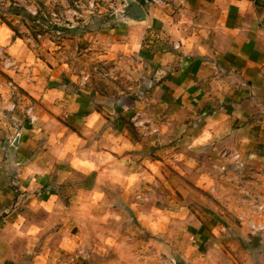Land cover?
<instances>
[{"label": "crops", "instance_id": "1", "mask_svg": "<svg viewBox=\"0 0 264 264\" xmlns=\"http://www.w3.org/2000/svg\"><path fill=\"white\" fill-rule=\"evenodd\" d=\"M147 1L105 0L110 15L85 50L102 59L137 57L144 85L136 99L122 97V106L98 95L90 100L70 70L55 74L48 60L49 72L41 73L40 57L18 83L37 105L25 103L20 113L0 97V264H39L45 251L34 242L72 224L78 207L67 197L88 178L143 176L147 140L137 141L116 115L136 129L146 126L138 117L152 121L154 113L164 128L168 117L188 120L192 132L239 152L246 167L264 169V0ZM130 2L142 18L127 14ZM18 41L12 47L21 50Z\"/></svg>", "mask_w": 264, "mask_h": 264}, {"label": "rangeland", "instance_id": "2", "mask_svg": "<svg viewBox=\"0 0 264 264\" xmlns=\"http://www.w3.org/2000/svg\"><path fill=\"white\" fill-rule=\"evenodd\" d=\"M105 4L0 0V97H6L7 108L20 106L21 113L23 104L37 105L18 88L22 76L34 73L33 57L46 64L38 62L41 73L49 72L48 60L55 74L70 70L78 77L73 80L84 82L89 99L98 95L122 106V97H138L144 84L137 57L120 52L119 58L102 59L85 51L98 42L97 31L110 15L103 13ZM16 38L21 50L12 47ZM115 117L137 141L147 140L143 176L123 183L85 180L87 187L67 197L78 207L72 224L48 241L43 236L34 242L45 251L39 264H264V232L257 237L249 228L264 226V169L246 167L239 152L207 132H192L188 120L178 124L168 117L164 128L154 113L152 121L138 117L135 123L144 120L146 126L136 129L122 115Z\"/></svg>", "mask_w": 264, "mask_h": 264}, {"label": "water", "instance_id": "3", "mask_svg": "<svg viewBox=\"0 0 264 264\" xmlns=\"http://www.w3.org/2000/svg\"><path fill=\"white\" fill-rule=\"evenodd\" d=\"M126 11L131 18L138 19L143 17L140 6L135 2H130Z\"/></svg>", "mask_w": 264, "mask_h": 264}, {"label": "built area", "instance_id": "4", "mask_svg": "<svg viewBox=\"0 0 264 264\" xmlns=\"http://www.w3.org/2000/svg\"><path fill=\"white\" fill-rule=\"evenodd\" d=\"M144 2L147 3L148 1L147 0H144ZM234 157L235 158H238L239 155H235ZM249 228H250V230L253 233H258V232L264 231V226L261 225L260 223H255V224L249 225Z\"/></svg>", "mask_w": 264, "mask_h": 264}, {"label": "trees", "instance_id": "5", "mask_svg": "<svg viewBox=\"0 0 264 264\" xmlns=\"http://www.w3.org/2000/svg\"><path fill=\"white\" fill-rule=\"evenodd\" d=\"M12 31H13L15 34H17V32H16L14 29H12Z\"/></svg>", "mask_w": 264, "mask_h": 264}]
</instances>
